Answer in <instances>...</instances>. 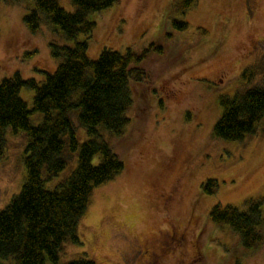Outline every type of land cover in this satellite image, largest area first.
I'll return each instance as SVG.
<instances>
[{
  "label": "rangeland",
  "instance_id": "1",
  "mask_svg": "<svg viewBox=\"0 0 264 264\" xmlns=\"http://www.w3.org/2000/svg\"><path fill=\"white\" fill-rule=\"evenodd\" d=\"M175 1L119 0L91 13L96 27L76 38L88 40L93 59L104 48L158 46L143 62L148 80L132 84L134 103L124 135L98 127L125 166L94 188L78 227L82 243H65L59 264L84 253L95 264H264V243L245 250L238 233L209 218L215 204L246 209L248 199L264 195V118L241 141L214 134L221 96L264 87V0H195L184 15L171 13ZM58 2L75 10L71 0ZM35 8L34 0H0V81L18 72L42 83L44 71H54L60 62L51 44L75 41L44 12L40 27L31 31L25 16ZM173 18L187 21L188 28L176 31ZM21 96L32 108L34 90L23 86ZM70 114L78 140H88L78 110ZM42 116L32 114V122L40 123ZM28 141L24 130L7 127L0 211L26 180ZM77 156L74 152L48 187L71 174ZM208 179L218 181L214 193L203 191ZM174 229L183 235H174ZM0 261L16 264L11 258Z\"/></svg>",
  "mask_w": 264,
  "mask_h": 264
},
{
  "label": "trees",
  "instance_id": "2",
  "mask_svg": "<svg viewBox=\"0 0 264 264\" xmlns=\"http://www.w3.org/2000/svg\"><path fill=\"white\" fill-rule=\"evenodd\" d=\"M34 1L36 8L25 16L31 31L40 27V12H44L68 39L75 41L72 45L51 44L52 55L60 62L54 71H44L42 83L18 72L0 81V158L6 147L7 127L24 130L29 138L24 157L26 180L0 211V260L59 264L65 243H82L78 227L94 188L124 169V161L104 140L98 127L102 125L118 137L124 135L131 121L127 112L134 103L132 84L148 80L143 62L158 43L152 42L140 51L104 48L93 59L88 53V40L76 38L80 33L89 36L93 32L96 22L89 19L91 13L119 0H71L74 11L66 10L58 0ZM194 2L176 0L171 13L184 15ZM172 23L176 31L189 26L187 21L177 18ZM23 86L34 90L32 108L21 96ZM220 103L223 111L214 134L225 140L241 141L254 134L264 118V87L252 86L233 96L223 95ZM74 109L90 136L84 142L78 140L74 130L70 114ZM36 112L43 114L38 124L31 119ZM74 152L78 154L74 170L54 187H48L67 167ZM202 188L206 193H214L218 181L208 179ZM263 204L264 195L248 199L246 209L215 204L209 218L217 227L229 226L238 233L245 250L256 249L264 243ZM67 264L95 262L84 253Z\"/></svg>",
  "mask_w": 264,
  "mask_h": 264
},
{
  "label": "flooded vegetation",
  "instance_id": "3",
  "mask_svg": "<svg viewBox=\"0 0 264 264\" xmlns=\"http://www.w3.org/2000/svg\"><path fill=\"white\" fill-rule=\"evenodd\" d=\"M173 233H174V235H175V233H178V236L183 235V234H181V233H179V232H176L175 229L173 230ZM173 233H172V236H171L172 238H171V239H174V237H173V236H174Z\"/></svg>",
  "mask_w": 264,
  "mask_h": 264
}]
</instances>
